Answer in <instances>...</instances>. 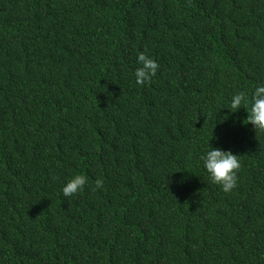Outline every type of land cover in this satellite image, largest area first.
Segmentation results:
<instances>
[{
    "label": "trees",
    "instance_id": "16d2710c",
    "mask_svg": "<svg viewBox=\"0 0 264 264\" xmlns=\"http://www.w3.org/2000/svg\"><path fill=\"white\" fill-rule=\"evenodd\" d=\"M0 264H264V0H0Z\"/></svg>",
    "mask_w": 264,
    "mask_h": 264
}]
</instances>
